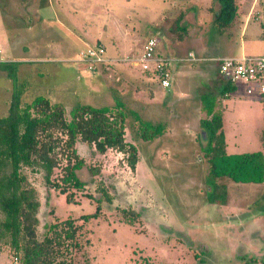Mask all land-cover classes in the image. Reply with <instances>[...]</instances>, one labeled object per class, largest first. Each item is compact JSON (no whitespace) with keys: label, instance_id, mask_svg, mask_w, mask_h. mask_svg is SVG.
I'll list each match as a JSON object with an SVG mask.
<instances>
[{"label":"rangeland","instance_id":"rangeland-1","mask_svg":"<svg viewBox=\"0 0 264 264\" xmlns=\"http://www.w3.org/2000/svg\"><path fill=\"white\" fill-rule=\"evenodd\" d=\"M215 3L59 0L54 5L56 9L53 7L54 14L52 8L46 12L58 14L59 22L61 18L65 21L62 14L77 21L88 44L103 42L108 51L118 50L116 69L95 74L84 65L64 66L62 59L66 55L52 54L50 60H41L38 56L43 54L28 52L24 34H39L41 24L36 13L46 9L40 8L45 3L0 0V61L20 62L18 79L28 83L21 102H29L36 95L45 96L52 103L62 104L67 118L69 110L79 104L109 106L112 114L120 110L124 113L125 141L137 148V162L131 168L127 153L110 148L102 153L77 140V158L83 164L76 174L85 184L80 188L67 187L72 193L70 202L65 194L45 184L41 171L22 169L39 200L38 239L47 232L45 225L56 218L72 217L78 226L72 240L78 245L65 251L70 241H64L52 264H264V183L223 179L227 189L225 204L210 203L206 198L208 162L201 150L206 140L199 125L205 114L199 95L208 91L219 95V83L223 84L216 66L203 61L209 52H202L207 36L217 30L210 10ZM49 18L54 21L52 16ZM251 19L259 25L258 19L252 15ZM230 27L232 34L226 35L227 41L222 39V45H216L218 54H228L229 44L235 55L241 49L252 56L264 52V39L255 36L253 27L245 36L236 31V24ZM132 37L140 41H132L131 47H126ZM147 37L157 39L164 56L184 58L192 52L196 58L180 59L178 68L171 70L175 81L169 90L160 87L154 75L146 74L155 78V84L145 79L141 67H134L127 60L141 51ZM125 47L130 48L126 51L130 54L122 50ZM11 90L10 79L0 70V115L7 113ZM192 95L196 97L194 105L190 111L183 110V102ZM223 103L227 152H264L261 95L257 91L248 94L244 85L237 84ZM146 122L161 124V134L151 140L143 139ZM62 153L66 151L59 153L60 165L53 175L57 181L67 162ZM97 199V217L84 221L81 215L94 212ZM122 209L138 213L134 222H127ZM245 247V258L241 259L239 255ZM0 264H11L9 244L3 241Z\"/></svg>","mask_w":264,"mask_h":264},{"label":"trees","instance_id":"trees-1","mask_svg":"<svg viewBox=\"0 0 264 264\" xmlns=\"http://www.w3.org/2000/svg\"><path fill=\"white\" fill-rule=\"evenodd\" d=\"M215 1L219 4L214 19L216 26L219 30L230 27L239 13L238 0ZM252 16L259 20L260 39H264V0H258ZM19 65L18 61H0V70L5 71L12 83L7 113L0 115V242L9 244L11 264L15 261L16 264H52L64 241H70L65 251L69 246L78 245V242H72L78 226L72 217L64 220L56 218L55 222L45 225L47 232L42 239H38L39 200L36 189L28 185L22 169L28 167L32 171H41L45 184L65 194L66 201L70 202L72 193L67 191V187L80 188L85 184L76 174L83 164V160L77 158V140L93 145L102 153L109 148L127 153L131 168L137 162V148L125 141L124 113L120 110L112 114L109 106L79 104L69 110L67 118L65 107L52 103L45 96L36 95L31 101L22 103V94L28 83L19 81ZM235 90L236 85L226 81L219 95L208 91L199 96L201 110L205 114L199 125L206 140L201 150L208 162L206 198L210 203L225 204L227 189L223 179L235 183H264L263 151L228 153L226 149L223 101ZM261 97L264 99V94ZM161 132V124L146 122L142 137L151 140ZM62 150L66 151L62 155L67 162L62 167L63 175L59 183L53 175L60 165L59 153ZM87 196L93 197L90 194ZM97 201L94 212L81 215L84 221L97 217L100 200ZM121 212L128 223L134 222L138 215L126 209Z\"/></svg>","mask_w":264,"mask_h":264},{"label":"crops","instance_id":"crops-1","mask_svg":"<svg viewBox=\"0 0 264 264\" xmlns=\"http://www.w3.org/2000/svg\"><path fill=\"white\" fill-rule=\"evenodd\" d=\"M39 1L41 4L45 3V5H41L40 8L42 7V8H46V9L44 11H39L36 13L38 20L41 24V26L38 29L39 34L36 33V34L32 35V34H29L28 32H25V34H24V37L27 38V41L29 43V46L27 47V49L29 50L28 52L32 53V52L36 51L37 54H41V55L43 54L42 56H38L41 58V60H47V59L50 60L49 56H53V55L56 56V54L60 55V56L66 55L67 57L66 58L64 57L65 59H62V60H64L63 61L64 66L72 65L73 67H83V65H84V67H85L86 65L79 60V52L85 47L86 44H88V41L85 37L86 35L84 34V32L80 31L78 29V26H76L77 21H76V23H74V21L69 20V18H68L69 16H65V14L60 15L64 18L65 21H63L62 18H61L62 21H60V22L57 21L56 17H58V14L56 13L57 15H53L54 14L53 7L55 8L54 5L56 3L58 4L59 0H39ZM257 2H258V0H238V4H239L238 12L239 13H238V16L236 17L235 21L232 24H236V26H237L236 31H240V34L244 35V36L246 35V32L249 29H251L250 27H253V29L255 31L254 32L255 36L260 39L261 28L257 24L256 21L254 22L253 19H251V15L257 7ZM51 8H52L53 14L51 12H50L51 14H49V12H46V10L49 11V10H51ZM218 9H219L218 3H215V6L213 7V9L210 8V10L214 14V17H215V12ZM40 12H42V13H40ZM50 16H52V18L54 19L53 22H51V20L49 18ZM200 23L202 24V22H200ZM251 23H255V24L252 26ZM214 24H215V21H214ZM231 27L225 28L228 30L227 32L225 29L219 30V28L217 27L216 28L217 30L214 32L212 31L211 32L212 34L207 36L206 42H204V44L202 45V50H203L202 52H205V51L209 52L208 53L209 56H207L205 60L203 59V61L208 60L211 62L210 63L211 65L213 64L214 66H216L217 74L223 80V84L226 82V80L221 76L219 69H218L217 62H215V61L213 62L209 58L214 57V56H220V54L217 53L218 50H216V45H218V44L222 45V39H225L227 41L228 38L226 37V35L232 34L231 33L232 30L231 31L229 30ZM52 31L54 32V35L56 36V38H54V39H53L54 35H53ZM38 35H39V38H38ZM211 35H213V37ZM34 37L39 39V40L34 42V40H36V39H34ZM148 38H150V37H147L145 39V41ZM31 40H33V41H31ZM132 41L138 42V41H140V39L132 37L131 41H129L127 43L126 47H131ZM144 42H143V44H144ZM101 43L105 47V55H106V58L108 59V62L101 67V71L97 70L96 72L92 71L91 73L101 74L102 71L103 72L104 71L113 72L116 69L115 62L117 60L118 61L120 60V58H118V56H117L119 54L117 48L116 49L113 48L112 51H108L107 46L103 42H101ZM126 47L122 50L127 54L128 52H126V51L130 48H126ZM142 48H143V45H142ZM142 48H141V51H142ZM44 49L46 50L45 51L46 54L44 52ZM226 49H228L227 50L228 54H226V55L240 56V55L245 54L243 52V49H241V53L238 55H235L234 50H231L232 47L230 46V44L226 47ZM40 50H42V51H40ZM53 50H54V52H53ZM141 51L137 52V54L134 55V57L130 56L127 58V60L130 62V64L132 66L137 67V65L134 63V60H135L136 56H138V54H140ZM157 51L160 55H162L160 50H159V47L157 48ZM190 53H192V52H190ZM263 53L264 52H262V54ZM128 54H130V53H128ZM162 56H164V55H162ZM166 57H170L173 59V61L171 62V65H170V72H171V70L173 71L174 68H178V63L181 61L180 60L181 58H179L177 55H174V56L167 55ZM200 61H202V60H200ZM207 65L208 64H205V66H207ZM142 73L145 74L144 75L145 79H148V81H151L154 84L156 83L155 82L156 80L154 77H151L150 75L148 76L144 72H142ZM108 74H111V73H108ZM171 76H172V79H171V87H172V85L175 81V78H174L173 74H171ZM219 84H220V86H218V87H220V89H221L223 84H222V82ZM169 89H167V90H169ZM186 93H187V95H190V92L189 93L186 92ZM195 100H196V97L193 95L190 97H187L186 101L183 102V104H182L183 110L190 111L189 109L192 108V105H194ZM225 140H226V137H225ZM226 148H227V142H226ZM246 243H247V241H246ZM244 249H245V250H243L244 252L242 251L243 254L239 255L240 256L239 258H241V259L245 258V256H243V255H245V252H247V250H246L247 248L245 247ZM263 255H264V253H263ZM228 260H230V259L227 258V261Z\"/></svg>","mask_w":264,"mask_h":264},{"label":"built area","instance_id":"built-area-1","mask_svg":"<svg viewBox=\"0 0 264 264\" xmlns=\"http://www.w3.org/2000/svg\"><path fill=\"white\" fill-rule=\"evenodd\" d=\"M157 48V39L155 37L148 38L134 63L140 66L143 71L152 73L162 88L169 89L171 87L170 65L173 59L160 55ZM181 59L193 60L196 58L193 53H189L187 57ZM209 59L217 62L219 72L227 82L244 85L248 94L255 91L260 95L264 94V53L254 56L220 55ZM79 60L86 65L88 70L93 72L99 70L108 62L104 45L102 43L86 44L79 52ZM16 263L17 261H15Z\"/></svg>","mask_w":264,"mask_h":264}]
</instances>
